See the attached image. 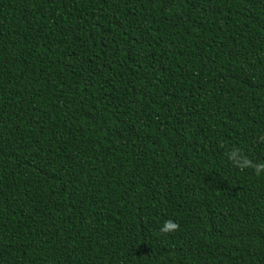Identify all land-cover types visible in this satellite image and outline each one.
I'll list each match as a JSON object with an SVG mask.
<instances>
[{
	"label": "trees",
	"instance_id": "obj_1",
	"mask_svg": "<svg viewBox=\"0 0 264 264\" xmlns=\"http://www.w3.org/2000/svg\"><path fill=\"white\" fill-rule=\"evenodd\" d=\"M0 264H264V0H0Z\"/></svg>",
	"mask_w": 264,
	"mask_h": 264
},
{
	"label": "clouds",
	"instance_id": "obj_2",
	"mask_svg": "<svg viewBox=\"0 0 264 264\" xmlns=\"http://www.w3.org/2000/svg\"><path fill=\"white\" fill-rule=\"evenodd\" d=\"M177 227V225H175L174 223H172L171 221H168L165 223L164 225V230L168 231V230H173Z\"/></svg>",
	"mask_w": 264,
	"mask_h": 264
}]
</instances>
